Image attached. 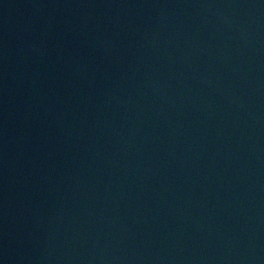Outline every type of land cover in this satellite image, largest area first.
I'll return each mask as SVG.
<instances>
[{
	"label": "water",
	"instance_id": "1",
	"mask_svg": "<svg viewBox=\"0 0 264 264\" xmlns=\"http://www.w3.org/2000/svg\"><path fill=\"white\" fill-rule=\"evenodd\" d=\"M0 264H264V0H0Z\"/></svg>",
	"mask_w": 264,
	"mask_h": 264
}]
</instances>
